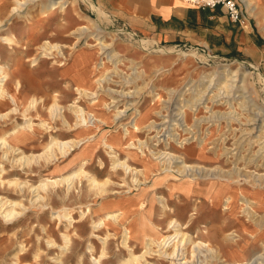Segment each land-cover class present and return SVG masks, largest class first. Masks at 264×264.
Returning <instances> with one entry per match:
<instances>
[{
	"label": "rangeland",
	"instance_id": "obj_1",
	"mask_svg": "<svg viewBox=\"0 0 264 264\" xmlns=\"http://www.w3.org/2000/svg\"><path fill=\"white\" fill-rule=\"evenodd\" d=\"M71 2L72 0L66 5L65 10L67 12L57 8L44 14L38 9V7H35L31 11L32 19L26 20L22 18H13L11 20V27L17 34L18 41L21 45L15 47V49H9L8 52H4V62H9L7 70L22 82V97L20 98L22 104L19 105L17 112L11 113L8 117L2 119L0 122V131L7 130L18 122L25 121L21 114L22 110L27 105L23 96H31L34 94L37 96H43L45 100L40 102L36 107L30 108L27 116H30L34 122L44 120L50 122V124L56 125L51 119L50 113L47 109V105L52 101L55 92L60 94L59 97L62 104H70L75 97L81 96L76 90L78 85L82 87H90V89H98L96 94L81 96L76 99L80 106H83L86 110L90 111V113L100 115L108 122L99 126V121H96L91 130L93 132L96 131L97 135L93 145H91L86 151L84 150V153L86 152L85 154L90 160V164L87 168L95 173L100 179L109 176L114 181V183H111L110 185L111 189L120 192L122 191V193L110 192L111 194L109 193L106 197H102L93 191H89L87 182L84 179L80 182L79 179H77L76 187L78 188L75 187L76 189L74 188L71 192L67 191L66 185L55 188L50 187V195L47 200L48 205L41 207L40 204L32 203L30 200L32 194L27 188L21 192L16 189L14 184L10 186L8 183H0V195H7L11 198H22L29 207L14 223L6 222L0 216V264H12L13 254L16 250L20 249L18 244L21 242L25 245V249L20 253L21 263L59 264L55 259L57 256H61L63 258V264H77L79 254L83 253L85 257L84 264H93L88 245L91 242L96 245L98 250L97 255H99L103 246L102 241L91 234L94 230L92 225L93 221L104 215V211L102 210L103 204L106 206L107 210H116L117 206H114L113 203L121 202L122 199L120 196L122 195H124V199L130 201L134 205H136L138 200L149 199L148 202L151 204V211L148 213H142V215H137V213H129L132 207L129 209L126 206H122L125 212L129 214L127 219H123L120 222L108 219L107 225L96 231V233L101 235H105L108 231L112 233L107 244L109 254L104 258L103 264H119L122 257L128 255L127 249H125L121 243L123 224L130 227V235L132 236L131 244L135 250L140 253L143 249H146L144 248L145 243L144 240H142V236L141 238L138 237L141 232H147L154 237H161L164 234L163 231L167 227L169 217L175 216L182 222H186L190 218L191 213L195 211V206H197V213L193 215L189 230L190 233H193L195 236L198 235V238L201 237L207 239L209 236L206 234L205 230L210 228L212 229V232L218 231L217 229L221 225L223 227V232L236 230L238 236H236L235 239L243 246V248L241 247L242 249H240L237 242L230 241V244L232 245L229 244L226 248L221 250V256L224 259L222 258L219 260L213 257L210 260L211 262L213 261L212 264L218 262H221L222 264L238 263L247 261V259L254 255L262 253L264 250L261 240L256 243L254 242L256 239V237H254L256 230L254 228V223L256 224V222L246 214L247 211L245 213L244 207L241 206L243 193L238 190L233 178L228 181L230 187L217 186L216 183L212 184L213 180L208 179L209 177H199L197 175L198 177L195 178L196 176L194 175L186 176L178 171V168L175 167L176 163H171V167L168 166L164 169L167 170L166 172L160 171V173H162L156 176H154L148 168L147 171L144 170V175L139 174V178L143 182L140 185L135 181L136 176L138 175L134 178L132 172L126 175L121 169L117 172L112 171V161L106 151V147L102 143V138L107 136L109 141L114 144L119 143L118 137L120 136H124L123 139L125 140L128 137V130L123 127L127 126L129 123L123 124L125 126H121V122H127L124 119L130 118L131 114L135 112L137 107L140 109L138 112H142L141 115L137 112V114H135V116L138 115L137 118L140 120V129L135 127L132 128V124H130L132 131H135L131 139L138 142V137L146 140L153 135L155 136L156 133L154 134L152 131L149 132L148 130L150 128L144 125L161 114L160 111L164 110L167 103L166 99L171 95V91L175 89L178 93L183 92L181 102L176 101V103H178V105L185 104L191 124L187 125L185 120L183 122L181 119L179 121L177 120V123L182 122L179 126L180 130L177 128L178 131H185L184 133L187 132L189 138L178 139L179 136H176L173 133L174 136L170 138V145H173L172 151L180 152L187 157L188 161L197 164H204L213 167L223 166L224 169L239 166L241 170L250 169H247L246 166H244V163L245 160H248V158H246L247 156L255 153L258 155H256L257 157L255 155L253 157L254 159L256 158L255 166H259L258 171L260 170V173L264 176V152H262L264 148H259V146L262 147L264 145V129H261V126H264V88H262L264 85V39L261 37L259 38L257 42V52L259 54L254 53V55H256L254 58L252 57V54L249 55L247 52L236 53L233 50L231 52L223 53L218 49H215L214 46H208V44L192 42L185 39L165 40L153 33H143L130 23H126L123 19L114 16L96 1H94V3L101 8V12L97 11L96 7H92L83 0L77 2V12H74V6L72 5L73 2ZM253 2L257 8L254 11L250 10V7L248 8L251 13L250 15L254 17L257 23H249L248 26L252 27V25H254L255 30H258V32L264 35V5L257 3L255 0H253ZM12 4L13 0H0L1 18L6 17ZM64 13L69 20L71 19L69 22V24L72 23L70 25L71 28L78 24H86L90 27L88 33L90 35H67L69 32L64 31V28H60L57 25L58 23H64L62 22V18L65 16ZM71 13H73L74 16H72ZM86 16L93 18L96 22L93 21L92 23L89 20V17L87 18ZM94 22L100 24L103 28H99L97 32L94 31L92 26L95 27V25H97L94 24ZM235 24H238L243 28L246 27L240 23ZM104 28H106L103 30L105 33H103L104 35L97 34L99 31H102L100 29ZM77 36L82 37L79 42H77ZM100 36H105L103 37L104 41L110 44L109 51L111 54L118 52L117 56L119 57L115 61L104 57L103 53L105 49L98 51L99 44L96 43L102 40L97 39ZM46 39L51 40L52 42H58L61 45V52L64 54H58L55 57L51 54H49L50 56L45 55L46 52L44 51L45 54L43 52L39 53L42 50L39 49L38 46ZM1 46L7 50V45L1 44ZM165 47H167V49H165ZM18 48H21L22 50ZM162 48L167 51L163 53ZM47 52L49 53V51ZM55 52H57V50ZM206 55L209 60L204 58ZM258 55L259 57H257ZM32 56L36 61L33 62L34 59H30ZM202 58H204V60ZM103 59L105 61L104 64ZM115 62H119L118 65L123 69V72L126 71L127 73H132V71L135 72L138 70L137 68H139L143 73V75L135 78L138 80L135 81L136 84L133 85L134 87H130V79H124V77L122 80H125L124 83H129V88L126 87V89H122V87L126 85L122 82L120 83L123 84V86L119 87L131 96L129 100L132 103L129 102V104L132 105L129 106V104H126V108H124L126 109L125 111L134 107L132 110H129V113L125 118H123L124 113H122L120 120L115 119L113 111H110L111 108L106 107L104 104V102L108 103L110 100L105 95V90H108V87H100L99 83L96 82V78L106 74L108 81L111 78H114L110 75L114 74L112 72L114 71L113 68H117V66L115 67V64L117 65ZM225 64H232V69L241 65V72L244 73L238 75V80L240 77H246L247 85L245 84L246 88H244V92L241 91L242 87H237L235 85L236 83L241 84V81H236L235 83L232 80H228V85L231 84L226 91L228 94L226 95V98L220 99L221 96L214 97L218 92L217 86H210L209 91L205 92V86L209 84L206 72L211 73L215 69L221 70ZM131 66H134L135 69L132 70L133 67L131 68ZM136 73L129 76H136ZM199 80H202V86H200L202 93L201 91L199 92V90H201L199 86V89H196L197 85L200 83ZM259 80H261V83ZM111 81L107 82V84L111 87L117 88L118 86L114 85ZM147 81H149L150 84L145 86ZM104 83L105 80H103V84ZM154 84L157 85L155 88L153 87ZM193 84L195 85L193 86ZM141 88L142 90L140 93H137V90ZM197 92H199L198 94H203V92L206 94L205 97H203L204 99L206 98V101H204V99L198 101L199 103L202 102V104L199 105L201 107L199 112L196 111V106H192L193 98L199 96ZM159 93L161 97H158ZM99 94H102L103 99L99 97ZM178 98L180 97L178 96ZM225 99L228 101H236V108L232 106L230 107L224 103L221 104ZM240 101H243L245 105L241 106ZM112 104L113 109L117 108L114 107L117 102ZM0 105L3 111H8L14 106L8 98ZM121 105L122 103L118 104V106ZM212 105H216L215 108L211 107ZM234 109H237V112H240L241 117L244 119V123L239 122V119H237L238 121L233 125H230V118H233L232 113L231 116L226 114L225 117L228 116V118L225 119L223 116L222 118L224 120L221 119L214 122L210 121V118L206 119L204 117L206 115H211L214 110L226 112L229 110L233 111ZM256 111H258V114H256ZM216 114L218 113L216 112L215 115ZM67 116L71 121L74 120L72 112L67 111ZM197 117H201V122L203 120L205 122H202L203 127H196L194 129V125L197 124ZM249 119L253 120L249 121ZM116 120L119 125L116 124ZM215 120H217V118ZM57 124L61 126L62 129L59 130V136L61 138L71 137L73 134L72 132L64 128L61 122ZM234 126H236V128H234ZM242 126L248 127V129H253V132H243L241 130ZM254 126L255 128H253ZM201 131L202 133H200ZM84 132L86 131L81 130L82 134H84ZM158 136L160 135H157V138L154 137V139L157 140L153 141L152 144L157 143L161 139L162 143L161 141L158 143L161 147L164 146V144L165 146L169 145L166 143V139L163 136L162 137L165 141L162 140V137L158 140ZM248 137L252 138L250 145L247 143V139L249 140ZM154 139H151V141ZM237 139L240 141L239 144L235 143ZM48 140L49 133L36 124L35 131L33 133L31 132L27 138H24V142L19 143V145L25 148L28 153L41 152ZM124 140L121 139L120 143L122 144L125 142ZM133 140L129 139L128 143H131ZM189 142L192 143L190 144ZM185 146H194L196 148L194 151L188 147L185 151ZM154 147L157 146L154 145ZM226 148L228 150H226ZM252 149L260 150L259 152H253ZM134 151H136V156L134 160L131 161L138 169H145L144 164H147L145 159H152L155 156L149 152L147 156L142 154L141 148H134ZM260 151L262 153H260ZM78 152L79 149L77 148L69 157H61L59 160L51 163L41 161L38 164L32 163L33 165L31 166H24L12 161L13 156L10 158H3V153L0 150V163H3L7 170L4 175L6 179L18 178L20 181L28 180L33 184H38L43 177L59 175L63 172L70 171L77 166L80 159ZM121 155H124L123 150H121ZM239 156L240 158L237 160V157ZM100 158L105 162L103 165L100 163ZM180 159L181 158L178 160ZM153 161L158 162L157 159H153ZM151 166L153 167L152 171L153 169L156 171L157 167L155 166L157 165L152 164ZM123 175L126 177V180L122 179ZM210 187H212L214 204L210 201V196L212 194V192L208 191ZM247 187L252 191L250 192L249 190H246V197H249L250 201H254V205L255 203L261 205L258 214L263 215L264 203H262V200L264 201V185H252L250 183L247 184ZM256 190L262 191V194L259 193V195H256ZM230 194H234V201L229 205V208H225L228 206V204H226V199ZM159 195H164L166 197L172 210L171 208L165 212L161 210V206L157 200V196ZM238 198H240V201H238ZM64 205L74 210H87L85 206L91 205L94 210L91 212L92 214L89 212L83 218L78 212L75 213L74 216L77 219L82 218V221H76L69 225L67 221L60 222L59 219L51 217L52 210L61 208ZM246 207L247 205H245V208ZM62 232H68L72 238L71 249L63 255H61V250L58 246L53 247L47 241L48 239L53 238L58 244H62V242H64ZM210 237L215 241L218 240L215 234ZM36 252L39 253L38 258H35ZM197 256L198 258L196 260ZM188 257L191 261L193 259V261L200 263L204 256L200 253L193 257L190 251ZM157 258L149 257V259L154 261L155 264H169V262L164 259L157 260ZM199 260L200 262H198Z\"/></svg>",
	"mask_w": 264,
	"mask_h": 264
},
{
	"label": "bare ground",
	"instance_id": "obj_2",
	"mask_svg": "<svg viewBox=\"0 0 264 264\" xmlns=\"http://www.w3.org/2000/svg\"><path fill=\"white\" fill-rule=\"evenodd\" d=\"M69 1L70 0H13V4L10 6L6 17L5 18L0 17V104L2 102L6 101L7 98L14 104V106L12 108H10L8 111H3L1 109V105H0V122L2 121V119H5L6 117H8L11 113L17 112L19 109V105L22 104V102L20 101V98L22 97V86H23L22 82L19 78L14 77V75L11 74L7 70L8 66H9V62H4V56H5L4 52H8L9 49H15V47H18L21 45L18 41L17 34L13 31V29L11 27V24H12L11 20L13 18H22V19H26V20L32 19V12L31 11L35 7H38V9L44 14L51 11V10L53 11L57 8L58 9L60 8V10L67 12L65 10V8H66V5ZM78 1L79 0H72L73 3L71 2L72 5L74 6V8L72 6L73 11L75 10L74 12H77L76 5H77ZM83 1L87 2V4L91 5L92 7L94 6V8L96 7L97 11H99V12L102 11L101 8L98 5H96L93 0L92 1L91 0H83ZM246 3L248 5V7H250V10H252V11H254L257 8V6L253 2V0H246ZM64 15H65V13H64ZM71 15L74 16L73 13H71ZM86 17L88 18L89 16H86ZM89 20L92 23H93V21L96 22V20H93V18H91V17H89ZM70 21H71V19L69 20L67 18V16L65 15L62 18V22H64V23H58L57 25L60 28H64L63 29L64 31L69 32V33H67V35H78V34H79V36H89L90 35V34H88L90 31V27L88 25L78 24V25L74 26L73 28H71L70 25L72 23L69 24ZM95 22H94V24H97ZM65 27H66V29H65ZM92 27L94 28V31H96V32H97V30H99V28H103L102 26H100V24H97V25H95V27L94 26H92ZM105 29L106 28L100 29L102 31H99L97 34H99V35L103 34L104 33L103 30H105ZM105 36H103V37H105ZM103 37L100 36L97 38L98 40L102 39L101 41L96 43V44H99L98 51L105 49L104 53H103L104 57L115 61L119 57V56H117L118 52L111 54L109 51L110 44L107 43L106 41H104ZM81 38L82 37L77 36V42H79L81 40ZM1 44L7 45V50L4 49V47L1 46ZM60 47H61V45L58 42H52L51 40H48V39L43 41L38 46V48L42 50L39 53H42L44 51V52H46V54L43 52L45 55L51 54V55H54L55 57L58 54H61V55L64 54L63 52H61ZM18 49L22 50L21 48H18ZM165 49H167V47H165ZM56 50H57V52H55ZM47 51H49V53ZM166 51L167 50H164V48H162L163 53H165ZM181 51H180V53H181ZM175 52H176V50H175ZM177 52H178V50H177ZM204 58L209 60L207 55ZM204 58H202V59L204 60ZM30 59L33 60L34 57L32 56V58H30ZM34 61H36V59H34L33 62ZM104 63H105V61L103 59V64ZM115 63H117V65L115 64V67L117 66V68H115V69L113 68V70H114L113 72L116 73V75H119V77H124V79H130V83H131L130 87H134L133 85L136 84L135 83L136 76L130 77L129 75L131 73H127V72L120 73L119 71L121 68L118 65L119 62H115ZM231 65L225 64V65H223V69H221V70L215 69L211 73L206 72V74H207L206 77H208L209 84L207 86H205L206 87L205 92L209 91L210 86H213V87L217 86L218 92L215 94L214 97H220L221 96L220 99L226 98V95L228 94V93H226V91L228 90V87L231 86V84L228 85V80H232L235 83H236V81H241L242 82L241 84L236 83L235 85L237 87L238 86L242 87L241 91L245 92L244 88H246V85H247L246 84L247 83L246 77H243V78L240 77L238 80V77H239L238 75H240V74L242 75L244 73V72H241V69H242V68H240L241 65L240 66L238 65V67L235 69H232ZM131 67H133V69H135L134 66H131ZM134 73H136V72H134ZM135 75H137V78H138V76L143 75V73L138 71ZM103 80H105L104 84H103ZM201 81L197 85L196 89H199V87L202 86ZM259 81L261 83V80H259ZM96 82L99 83L100 87L101 86L104 88L108 87V90L107 89L105 90L106 91L105 95L110 100L108 103L104 102V104L106 105V107L110 108V103L117 102V104H115V106H114L117 108H115V109L111 108L112 110L110 109V111H113V114L115 115V119L120 120L122 117V113L126 110V109H124V107L126 106V104H129V102H130L129 98L131 96L129 94H127V92L123 91L122 89L111 88L107 84V82H108L107 74L96 78ZM262 83H263V81H262ZM149 84H150V82L147 81L145 86H148ZM195 84H193V86ZM156 86L157 85L154 84L153 87L155 88ZM233 88H234V86H233ZM262 88H264V85ZM94 89H96V88H94ZM94 89H90V87H82L79 85L76 87L77 92L81 96H90L91 94H96L98 92V89H96V90H94ZM200 89H201V87H200ZM141 90H142V88L138 89L137 93H140ZM200 91L202 93V89L199 90V92ZM203 91H204V89H203ZM220 91H222V92H220ZM237 91H238V89H237ZM239 91H240V89H239ZM199 92H197V94ZM205 92H203V94H198L199 96H197L196 98H193V100H192V106L193 107L196 106L197 107L196 111H198V112L201 110V107L199 105L202 104V102L199 103L198 101L201 99H204L203 97H205V95H206ZM59 96H60V94L58 92H55V94L53 95L52 101L47 105V109L50 113V117L53 120V122L56 123V125L50 124V122H47L44 120H42L40 122H34L30 116L29 117L27 116L30 108L36 107L37 105H39L40 102L45 100L43 96H37L35 94L31 95V96H23V98H25L24 101L27 103L26 107L22 110V113H21L23 115V117H24L23 119H25V121L18 122L16 125L12 126L11 128H9L7 130L0 131V150L3 153V158H10L11 156H13L12 161L20 163L24 166L25 165L31 166V165H33L32 163L38 164L41 161H44L45 163H51V162H54L56 160H59L61 157L62 158L69 157L78 148L79 149L78 153L80 155L78 165L75 166L74 168H72L70 171L63 172L59 175L43 177V178H41V180L38 184H33V183L29 182L28 180L20 181L18 178L6 179V177L4 175L7 172V170L4 166V164L0 163V183L1 184L8 183L10 186L14 184L16 189L20 190L21 192H23V190L25 188H27L28 191H30V193L32 194V197L30 198L32 203L33 204H40L41 207H45L48 205L47 200L49 198L48 196L50 195V193H49L50 187L55 188V187H59L62 185H66L67 191L71 192L76 187V180L77 179H79V182L84 179L87 182V186H88L89 191H91V192L93 191L99 196L106 197V195H109L110 192H112V193L119 192L121 194L122 191L120 192V191H117V190L115 191L114 189L113 190L111 189L110 185H111V183H114V181L109 176H107L103 179H100V178H98V176L95 173H93L91 170H89L87 168V166L90 164V160H89L88 156L85 154L86 152L84 153V150L86 151L91 145H93V143L96 140L97 132L91 131L95 122L99 121V123H100L99 126L106 124L108 122L103 117H101L100 115H97L96 113H90V111L86 110L83 106H80L78 104V101H76V99L80 98L81 96L75 97L73 99V102H71L70 104H62L60 102ZM178 96L180 98H178ZM182 96H183V92L178 93L175 89L173 91H171V95L166 99L167 103L165 105V109L160 111L161 116H163V117L159 121L154 119L153 122L150 121L149 123L144 125V126H147L150 128L148 130L149 132L150 131H152V132L156 131L157 135L159 133H161V135L158 136V140L163 135H167V137L166 138L164 137V138L166 139V143H168L169 145L166 144L167 146H165V144L163 142L164 146L161 147L160 144H158L159 141H161V139L157 143L152 144L153 141L157 140V139H154V137H156V135L155 136L153 135V136L147 138L146 140H143L142 138L138 137L139 138V139H137L138 142H136L133 139H131L132 136L134 135L135 131H132V129L129 127L127 128L128 137L126 136L127 138L125 140L123 139L124 136L118 137V141H119L118 144H114L113 142H110L107 136H104L102 138V143L106 147V151L109 154L111 161H112V163H111L112 164V171L117 172L119 169H121V170H123L124 174H126V175H128L130 172H132L134 178L136 175H138V176H136L135 181L137 182V184H140V185L143 182L139 178V174L144 175L145 174L144 170L147 171V168H148V170H151V173L154 176H156V175H159L162 173V172L160 173V171L166 172L167 170H164V169H166V167H168V166L171 167V163H176L175 167H177L178 171H180L184 175H186V176L194 175V176H196L195 178H197L198 176L199 177H209L208 179L213 180L212 184L216 183L217 186L230 187V184L228 181H229V179L233 178L234 179L233 181L236 182V187L238 188L239 191H241L243 193L241 206L244 207L245 213L247 211L246 214L249 215V217L251 219L255 220V222H256V224L254 223V226H255L254 228L256 229L255 235L253 233L254 237H256L254 242L256 243L257 241L261 240V244H262L263 250H264V238H263V236H264V214L263 215L260 214L261 216L258 214V210H259V208H261V205H259V204L257 205V203H255V205H254V201H250V198L246 197V195H245L246 190L247 191L249 190L248 189L249 187H247V184L251 183L252 185H254V184H257V185L262 184V186L264 185V176L262 175V173H260V170L258 171L259 166H255L256 158L255 159L253 158L254 155L256 156L257 154L254 153V154H250V156H247L246 158H248V160H245L244 166H246L247 169H249V168L250 169L249 170H241V168L239 166L230 167V169H224L223 166H214L213 167V166L204 165V164H197V163L188 161L187 157L184 156L183 154H181L180 152L178 153V152L172 151L173 145H170L171 144V141H170L171 136L170 135H172V136H174V134L176 136L178 135L179 136L178 139L179 138H182V139L189 138V135L187 132H186L187 134L184 133L185 131L179 132L178 129H176V132L174 134H170L171 128H169V125H170L172 120H175V119H172V117L176 116V120H178V121L180 119L183 121L185 120L187 125L191 124L189 116H188V111L186 110L185 104H179L178 105V103H176V101L181 102ZM194 96H196V95H194ZM238 96H240V95H238ZM99 97H101L103 99L102 94H99ZM158 97H161L160 93H159ZM234 98L236 99L235 96H234ZM204 101H206V98L204 99ZM172 102H175L178 106H172L173 104H175ZM190 102H191V100H190ZM119 103H122V105L118 106ZM130 103H132V102H130ZM222 103L229 105L230 107L232 106L234 108H236L235 104H237L236 101H233V100L228 101L226 99L224 102H221V104ZM243 103H244L243 101H240L241 106L245 105V103L244 104ZM131 105L129 104V106H131ZM215 106L216 105H212L211 107L215 108ZM248 106H249V104H248ZM238 108H239V106H238ZM136 110H137L138 114H140V115L142 114V112H138V110H140L138 107L136 108ZM67 111H70L73 113V116H74L73 121H71L68 118ZM216 112L218 114L215 115ZM247 112H248V110H247ZM231 113L233 114V118H230V122H229L230 125H233L236 121H238L237 119H239V122L244 123V119L241 117L240 112H237V109H234L233 111L229 110L226 112L214 110L212 112V114H214V115L211 114L209 116L206 115L204 117L206 119L210 118V121L214 122V121H219L223 118H225V119L228 118V116L225 117L226 114L231 116ZM256 114H258V111H256ZM235 116H237V117H235ZM216 118H217V120H215ZM247 119H248V117H247ZM252 120L253 119H249V121H252ZM254 120H257V119H254ZM133 121H134V119L132 120V122ZM139 121L140 120L137 118V119H135V122H134V126L137 129H140ZM60 122L64 128H66L68 131L73 133L71 135V137L69 136V138H61L59 136V130H62V129H61V126H59L57 123H60ZM202 122H201V117H197V119H196L197 124L194 123L195 124L194 129L196 127H203ZM126 123H130V122L127 121L124 123L122 121L121 126H125L123 124H126ZM36 124H38L41 129H44V130H46V132L49 133V140L46 142V144L44 145V148L41 152L28 153L25 150V148H23L22 146L19 145V143L24 142V138H27L28 135L31 134V132L33 133L35 131V125ZM261 127H262L261 129H264L263 125ZM234 128H236V126H234ZM253 128H255V126ZM81 130H83V131L85 130L86 132H84V134H82ZM241 130L243 132L245 131V133H246V131L250 133L253 129H248V127L242 126ZM200 133H202V131ZM164 138L162 139L163 141H165ZM121 139L125 141L122 144L120 143ZM129 139L133 140V141L131 143H128ZM151 139H154V140L151 141ZM247 141H248L247 143L250 145L252 142V138L250 137L249 140L247 139ZM239 142H240L239 139H237V141L235 143L239 144ZM161 143H162V141H161ZM131 145H133V146H131ZM154 145L157 147H154ZM238 146H240V145H238ZM244 146H245V144H244ZM188 147H189V149H192L195 151L196 147H194V146L193 147L188 146ZM188 147L187 146L184 147L185 151ZM134 148H141L142 154H145L146 156L149 153L155 155L154 158H152V159H145L147 161V164H144L145 169L144 168L138 169L137 167H135L132 164L131 160H134V158L136 156V153H135L136 151H134ZM259 148L263 149L264 145L262 147L259 146ZM246 149H248V148H246ZM260 149H258V150L252 149V151L253 152H259ZM121 150H123L124 155H121ZM226 150H228V149L226 148ZM263 150H262V152H264ZM262 152L260 151V153H262ZM234 156H235V154H234ZM244 157H242V158H244ZM179 158H181V159L178 160ZM239 158H240V156L237 157V160ZM153 159H157L158 162H154ZM1 160H2V158H1ZM15 162H13V163H15ZM100 163L103 165L105 162L103 159L100 158ZM152 164L157 165V166H155V167H157L156 171H155V169H153V171H152V168H153L151 166ZM22 165H21V167H22ZM252 168H253V170H252ZM122 179L126 180V177L123 175ZM76 188H78V187H76ZM208 191L212 192V187H210ZM249 191L251 192L252 190H249ZM261 192L262 191H259V190L255 191V193H257L256 195H259V193H261ZM226 196H228V195H226ZM212 197H213V192L210 196V201L212 204H214V199ZM120 198L122 199L121 202L113 203L114 206H117L116 210H107L106 206L103 204L102 210L104 211V215L100 216L98 219H95L93 221L92 225H93L94 230L92 231L91 234H93V236L97 237L103 243V246L100 250L99 255H97L98 250H97V247L94 243L91 242L88 245V249H89V252L91 254V259L93 261V264H103L104 258L107 257L109 254L107 244H108L109 238L112 235V233L109 231L105 235H101L99 233H96V231H98V229H102L103 227H105L107 225L108 219H112L113 221H119V222L122 221L123 219H127L129 217V214L127 212H125V210L122 208V206H126L129 209L132 207L131 211H129V213H137V215L138 214L142 215V213H148L149 211H151V204H149V202H148L149 199L148 200H138L136 205H134L130 201L124 199V195L120 196ZM234 198H235L234 194H230L228 196V198L226 199L227 203L225 202L226 204H228V206L225 208H229V205L231 203H233ZM157 200H158L159 205L161 206L160 208L162 211L165 212L166 210L171 208L170 204L167 202V199L164 195L157 196ZM238 201H240V198H238ZM262 203H264L263 200H262ZM245 205H247L246 208H245ZM85 207L87 210H85V209L74 210V209L64 205L61 208L52 210L51 217L59 219L60 222L67 221L69 223V225H71V224L75 223L76 221H82V218L84 216H86L87 213H89V212L91 213L94 210L93 207H91V205H88ZM28 208L29 207L26 205V203L24 202V200L22 198H19V197L11 198L7 195L6 196L0 195V216L6 222L14 223L20 216H22L26 212V210ZM194 209H195V211H193V213H191L190 218L186 222H182L178 217H175V216L169 217V219L167 221V227L163 231L164 234L161 237H154L152 235H149L147 232L146 233L141 232L140 235H138V237L141 238V236H142V240H144V243H145L144 248H146V249H143L142 252H140V253L137 252L131 244L132 236L130 235V233H131L130 227L126 224H123L121 243H122V246L125 247V249H127L128 255L125 257H122L119 264H155V262L150 260L149 257H152V258L158 257L157 260L164 259L165 261L169 262V264H212L213 261L211 262L210 260L213 257L221 260L223 258L221 256V250L226 248L230 244V241L237 242V240L235 239V237L238 236V234H236V230H232L229 232H223V227L220 225L219 228L217 229L218 231H213L214 233L212 232V229H210V228L205 230L206 234L209 236L207 239L201 238V237L198 238L199 237L198 235L195 236L193 233L189 232L190 226H191V223L193 220V215H195V213H197V211H196L197 206H195ZM171 210H172V208H171ZM77 212L82 217L81 219H77L74 216V214ZM257 215H259V216L256 217ZM140 225H141V222H140ZM66 228H68V227H66ZM156 229H159V228H156ZM213 234H215L216 238H218V240H216L218 242H216L214 239H212L210 237ZM62 236H63L62 238L64 240V242H62V244H58L57 241H55L53 238L47 240L51 246H53V247L58 246L60 248L61 252L60 251L59 252L61 253V255L65 254V252L69 251V249H71V247H72V238L70 237L69 233L68 232H62ZM237 244L240 247V249L243 248V246L239 242H237ZM18 245L20 246V249H18L14 252L12 264H33V263H26V262L21 263L20 253L25 249V245L22 242ZM230 245H232V244H230ZM190 251H191L193 257L195 255L202 253V255L204 257L201 259V262H200V260L198 261L200 263L193 261V259H192V261L190 260V258L188 257V253ZM38 256H39V253L36 252L35 258L36 257L38 258ZM84 258L85 257H84L83 253L79 254L77 264H84ZM197 258H198V256L196 257V260H197ZM55 261H57L59 264H63V258L61 256H57ZM262 263H264V251L262 253L254 255L253 257L247 259V261H242V262L232 263V264H262ZM215 264H222V263L218 262Z\"/></svg>",
	"mask_w": 264,
	"mask_h": 264
},
{
	"label": "crops",
	"instance_id": "obj_3",
	"mask_svg": "<svg viewBox=\"0 0 264 264\" xmlns=\"http://www.w3.org/2000/svg\"><path fill=\"white\" fill-rule=\"evenodd\" d=\"M94 1L143 33H153L165 40L200 42L223 53L247 52L254 58V53L259 54V38L264 39L254 25L243 28L232 22L223 7L201 9L183 0ZM255 1L264 5V0ZM249 23H257L252 15Z\"/></svg>",
	"mask_w": 264,
	"mask_h": 264
},
{
	"label": "built area",
	"instance_id": "obj_4",
	"mask_svg": "<svg viewBox=\"0 0 264 264\" xmlns=\"http://www.w3.org/2000/svg\"><path fill=\"white\" fill-rule=\"evenodd\" d=\"M185 2L191 4V5H194L198 8H201V9H207V8H216V7H223L228 15V17L230 18L231 21L235 22V23H240L241 25L243 26H248L249 24V16H250V12H249V8H248V5L246 3V0H184ZM210 55V54H209ZM207 62V61H206ZM125 63V62H124ZM123 63V64H124ZM208 63V62H207ZM121 68V67H120ZM132 68V67H131ZM138 70H136L135 72H138L141 70H139V68H137ZM123 69L121 68V70L119 71L120 73H125L122 71ZM134 70V69H132ZM113 72V71H112ZM133 72V71H132ZM114 73V72H113ZM131 74H134L131 73ZM130 74V75H131ZM110 76H113L114 78H111L109 81L113 82L114 85L118 86L117 88L121 89L120 87L123 86V84H125L126 86L122 87L126 89V87L129 88V83H124L125 80H122L123 77H119V75H116V73H114L113 75H110ZM132 77H135L134 75ZM136 78H137V75H136ZM114 80H117V81H114ZM122 80V81H121ZM138 79H136L137 81ZM108 81V82H109ZM123 83V84H120V83ZM136 83V82H135ZM131 84V83H130ZM109 85V84H108ZM128 85V86H127ZM110 86V85H109ZM120 86V87H119ZM111 87V86H110ZM113 89H117V88H114V87H111ZM172 103H175V102H172ZM171 103V104H172ZM177 104H173L172 106H176ZM113 104L110 103V108H113L112 107ZM137 107V106H135ZM125 108V107H124ZM134 108V107H133ZM132 108V109H133ZM132 109H129V110H132ZM165 109V107H164ZM129 110L123 112L124 113V117L127 116V114L129 113ZM139 111V110H138ZM137 110L135 109V112H133L130 116V118H125L124 120L125 121H129L130 123L127 124V126H125L124 128L127 129L128 127L131 128L130 124H132V128L135 127L133 124L135 122V118H137L138 115H136L135 117V114ZM134 115V116H133ZM133 116V117H132ZM163 116L158 115V117L155 118V120L159 121ZM134 119V122H132V120ZM172 119H175V120H172L169 127L171 128V132L170 134H173L175 133L176 129L178 128L179 129V126L181 123H177L178 121L176 120V116L175 117H172ZM154 121V119L152 120V122ZM176 121V122H174ZM119 122V121H118ZM116 124L119 125V123H117V120H116ZM122 128V127H121ZM136 128V127H135ZM123 129V128H122ZM180 130V129H179ZM151 132V131H150ZM156 133V131H154V134ZM158 135H161V133H159ZM156 136H157V133H156ZM171 137H173L172 135H170ZM163 137H167V135H163ZM162 137V138H163Z\"/></svg>",
	"mask_w": 264,
	"mask_h": 264
}]
</instances>
